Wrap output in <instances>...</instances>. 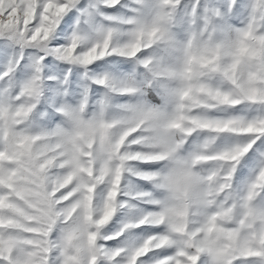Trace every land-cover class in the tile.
Here are the masks:
<instances>
[{
	"label": "snow or ice",
	"instance_id": "obj_1",
	"mask_svg": "<svg viewBox=\"0 0 264 264\" xmlns=\"http://www.w3.org/2000/svg\"><path fill=\"white\" fill-rule=\"evenodd\" d=\"M0 264H264V0H0Z\"/></svg>",
	"mask_w": 264,
	"mask_h": 264
},
{
	"label": "rangeland",
	"instance_id": "obj_2",
	"mask_svg": "<svg viewBox=\"0 0 264 264\" xmlns=\"http://www.w3.org/2000/svg\"><path fill=\"white\" fill-rule=\"evenodd\" d=\"M87 2V0H86ZM138 184H140L141 186H145V182L144 181H137ZM146 187L151 188V185H146ZM117 223V219L114 218V220L112 222L109 223V225L107 226V228H112L114 224ZM137 232H139V230H137ZM121 239H123V237H121ZM149 255H151V253H149Z\"/></svg>",
	"mask_w": 264,
	"mask_h": 264
}]
</instances>
